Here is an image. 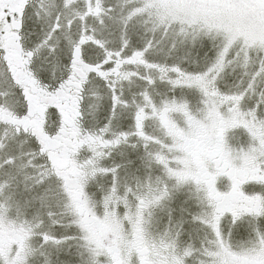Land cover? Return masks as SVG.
Returning <instances> with one entry per match:
<instances>
[{
	"label": "snow or ice",
	"instance_id": "1",
	"mask_svg": "<svg viewBox=\"0 0 264 264\" xmlns=\"http://www.w3.org/2000/svg\"><path fill=\"white\" fill-rule=\"evenodd\" d=\"M0 264H264V0H0Z\"/></svg>",
	"mask_w": 264,
	"mask_h": 264
}]
</instances>
